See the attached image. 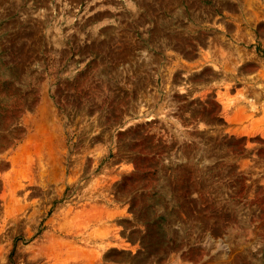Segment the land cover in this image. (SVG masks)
<instances>
[{
    "label": "rangeland",
    "instance_id": "rangeland-1",
    "mask_svg": "<svg viewBox=\"0 0 264 264\" xmlns=\"http://www.w3.org/2000/svg\"><path fill=\"white\" fill-rule=\"evenodd\" d=\"M0 264H264V0H0Z\"/></svg>",
    "mask_w": 264,
    "mask_h": 264
}]
</instances>
